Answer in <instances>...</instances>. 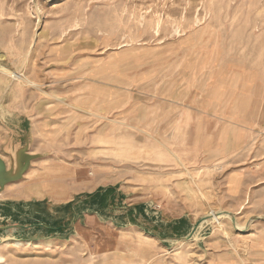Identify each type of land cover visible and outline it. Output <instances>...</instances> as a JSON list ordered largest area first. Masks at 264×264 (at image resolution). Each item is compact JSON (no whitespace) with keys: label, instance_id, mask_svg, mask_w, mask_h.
Instances as JSON below:
<instances>
[{"label":"rangeland","instance_id":"obj_1","mask_svg":"<svg viewBox=\"0 0 264 264\" xmlns=\"http://www.w3.org/2000/svg\"><path fill=\"white\" fill-rule=\"evenodd\" d=\"M25 146L3 223L40 226L0 264H264V0H0L7 170Z\"/></svg>","mask_w":264,"mask_h":264},{"label":"crops","instance_id":"obj_2","mask_svg":"<svg viewBox=\"0 0 264 264\" xmlns=\"http://www.w3.org/2000/svg\"><path fill=\"white\" fill-rule=\"evenodd\" d=\"M110 194H108L106 197V204H105V210H109L111 209V205L113 204V201L114 199L116 198V195H115V192H108ZM3 202H0V238L1 236H8V234L10 235L11 233V236H14L15 233H18V232H22V233H25V232H30V231H34L36 230L37 227H39L40 225H34V224H31L29 223L28 226H25V225H22V224H15V225H10V226H6V224L3 223V219H6L8 218L7 215H5L6 213V205H3L2 204ZM37 205H41L37 202ZM55 205V204H54ZM61 204H59L60 206ZM68 205V206H67ZM67 206V207H66ZM48 207H51L53 208L54 206H49ZM63 208V210H67L68 212V216H67V219H64V224L67 225V228L66 229H63V230H60V231H63V232H66V231H70L71 228H72V222L73 221H76L78 219H80L81 215H82V210H80L79 206L77 205H74V204H68V203H64L62 206H60ZM112 209H114L112 207ZM119 208H115V210H118ZM5 212V213H4ZM118 213V212H117ZM123 213H130L129 215V218H130V221L131 222H136L137 219L135 218L136 216H138L136 210L134 208L132 209H126V211H124ZM20 223V222H19ZM41 227H44L45 228V231L46 229H50V230H54V228H48L46 226H41ZM41 230H44V229H41ZM9 232V233H8ZM49 232V231H47ZM51 232V231H50ZM58 232V230H57ZM2 241V239H0V242Z\"/></svg>","mask_w":264,"mask_h":264},{"label":"water","instance_id":"obj_3","mask_svg":"<svg viewBox=\"0 0 264 264\" xmlns=\"http://www.w3.org/2000/svg\"><path fill=\"white\" fill-rule=\"evenodd\" d=\"M26 146L22 149L17 150L19 154L18 156V168L12 173V165L9 170L6 169L5 163L0 159V192L4 188L5 185L16 182L22 176V174L29 167V160L37 158V156H28L25 154Z\"/></svg>","mask_w":264,"mask_h":264},{"label":"bare ground","instance_id":"obj_4","mask_svg":"<svg viewBox=\"0 0 264 264\" xmlns=\"http://www.w3.org/2000/svg\"><path fill=\"white\" fill-rule=\"evenodd\" d=\"M39 196H43V194L41 193V192H39V194H38ZM215 219V218H214ZM218 220V219H217ZM21 246V243L20 242H16V243H14V247H20ZM3 257L2 256H0V263L1 262H3Z\"/></svg>","mask_w":264,"mask_h":264}]
</instances>
